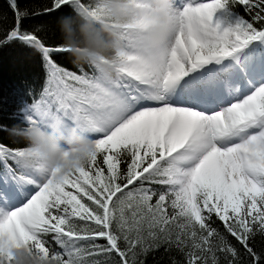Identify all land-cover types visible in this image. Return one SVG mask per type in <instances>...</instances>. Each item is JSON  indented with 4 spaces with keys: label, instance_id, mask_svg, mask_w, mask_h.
I'll return each mask as SVG.
<instances>
[{
    "label": "snow or ice",
    "instance_id": "6c2138e0",
    "mask_svg": "<svg viewBox=\"0 0 264 264\" xmlns=\"http://www.w3.org/2000/svg\"><path fill=\"white\" fill-rule=\"evenodd\" d=\"M133 3L140 19L122 30L125 51L107 77L58 66L70 49L22 30L28 14L9 0L15 24L0 46L32 47L48 73L11 118L102 138L69 175L27 167L26 146L0 144V264L19 247L42 264H137L161 244L186 264H242L228 236L264 264L249 246L264 235V0H173L171 36L156 50L141 35L151 0ZM98 5L51 0L44 12L102 20Z\"/></svg>",
    "mask_w": 264,
    "mask_h": 264
},
{
    "label": "clouds",
    "instance_id": "9594fccd",
    "mask_svg": "<svg viewBox=\"0 0 264 264\" xmlns=\"http://www.w3.org/2000/svg\"><path fill=\"white\" fill-rule=\"evenodd\" d=\"M173 0H151V13L141 30L144 43L150 49L163 47L173 29ZM103 19L86 15L63 17L58 21L64 46L70 49L73 63L89 64L103 76L117 74L119 58L124 53L122 30L140 19V9L133 0H99ZM10 135L22 140L27 152L23 163L27 167L38 164L45 169L59 170L69 175L77 167L86 165L96 151L90 135L75 133H52L35 127L14 125ZM13 264H42L41 260L26 248L12 251Z\"/></svg>",
    "mask_w": 264,
    "mask_h": 264
},
{
    "label": "trees",
    "instance_id": "16d2710c",
    "mask_svg": "<svg viewBox=\"0 0 264 264\" xmlns=\"http://www.w3.org/2000/svg\"><path fill=\"white\" fill-rule=\"evenodd\" d=\"M90 2L96 3L97 0H90ZM17 4L21 12L28 14L22 20V30L34 33L46 46L64 45L58 25L63 14L44 12V9L50 6L51 0H17ZM240 11L241 14L246 15L242 10ZM64 14L78 17L71 8L66 9ZM14 24L15 16L9 6V0H0V39L5 38ZM54 60L58 66L76 74H81V70L90 75L99 74L92 65L74 64L70 53L56 55ZM47 75L42 54L32 47L19 41L0 46V127L10 130L14 125H19L20 122L17 119L11 118L12 114L21 109L25 102L31 103L34 97H39L47 85ZM0 144L11 148L26 146L22 140L10 135L9 131L0 132ZM213 226L224 232L223 225L218 220H215ZM228 239L240 253L242 264H249L250 257L244 248L231 236H228ZM249 246L258 254H264V235L257 233L249 241ZM50 247L56 246L50 244ZM57 251H59L58 248ZM220 259L221 264H224L222 256ZM137 264H186V257L174 246L161 244L146 253L139 254Z\"/></svg>",
    "mask_w": 264,
    "mask_h": 264
},
{
    "label": "rangeland",
    "instance_id": "374dc122",
    "mask_svg": "<svg viewBox=\"0 0 264 264\" xmlns=\"http://www.w3.org/2000/svg\"><path fill=\"white\" fill-rule=\"evenodd\" d=\"M88 135H90V137L91 138H102V136H98V135H96L95 133H90V134H88Z\"/></svg>",
    "mask_w": 264,
    "mask_h": 264
},
{
    "label": "bare ground",
    "instance_id": "6f19581e",
    "mask_svg": "<svg viewBox=\"0 0 264 264\" xmlns=\"http://www.w3.org/2000/svg\"><path fill=\"white\" fill-rule=\"evenodd\" d=\"M174 2H176V0H174ZM95 134H96V133H95ZM96 135H98L99 137L102 136V134H96Z\"/></svg>",
    "mask_w": 264,
    "mask_h": 264
}]
</instances>
